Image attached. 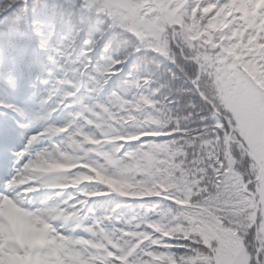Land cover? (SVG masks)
<instances>
[{"label": "trees", "instance_id": "obj_1", "mask_svg": "<svg viewBox=\"0 0 264 264\" xmlns=\"http://www.w3.org/2000/svg\"><path fill=\"white\" fill-rule=\"evenodd\" d=\"M252 1L189 0L162 16L153 0H0V54L14 59L0 101L6 77L33 80L39 61L48 109L83 100L60 123L84 112L96 139L113 140L119 164L89 188L104 195L87 213L119 246L103 260L81 247L87 264H247L264 252V10L244 13Z\"/></svg>", "mask_w": 264, "mask_h": 264}, {"label": "rangeland", "instance_id": "obj_2", "mask_svg": "<svg viewBox=\"0 0 264 264\" xmlns=\"http://www.w3.org/2000/svg\"><path fill=\"white\" fill-rule=\"evenodd\" d=\"M169 1L172 0L162 3ZM250 5L245 7L244 13L250 12L251 7L264 10V0H253ZM228 59V56L223 58L226 62ZM231 60L233 64L235 61ZM7 61L8 58L0 54V69ZM10 79L11 75L7 77L8 81ZM33 90L35 87L26 86L12 93L1 108L0 121L6 124L15 121L22 133L20 143H24V137H30V141L23 151L12 150L13 154L5 156L6 166L16 179L0 191V264H64L65 259L69 264H87L79 253L81 247L85 251L100 247L106 252L114 239L100 229L96 221L90 224L88 215L78 212L80 206L82 211H87L88 201L94 198L84 185H106L105 176L110 168L118 166L119 159L112 139H96L85 132L90 127L89 122L77 128L72 125L62 129L54 126L52 130L40 128L45 121H50L47 117L56 115L58 110L45 114L31 94ZM78 103L82 104L83 100L79 99ZM41 181L49 186L50 196L55 195L43 206H25L22 194L9 195L21 183L40 185ZM70 191L76 196L67 201ZM78 196V205L71 207L72 212L68 213L65 207ZM56 200L59 206L51 208L50 202ZM61 203L64 204L60 206ZM9 227L14 230L13 239ZM65 238L68 239L65 241Z\"/></svg>", "mask_w": 264, "mask_h": 264}, {"label": "snow or ice", "instance_id": "obj_3", "mask_svg": "<svg viewBox=\"0 0 264 264\" xmlns=\"http://www.w3.org/2000/svg\"><path fill=\"white\" fill-rule=\"evenodd\" d=\"M131 35V34H130ZM138 54V53H136ZM264 100V98H261ZM19 125L15 121L5 123L0 121V191H3L8 183H11L14 173L6 166L5 156L23 151L27 143L30 141V137H24V143H20L22 133L18 130ZM19 148V150H16ZM264 252H261L257 257L248 258L247 264H264Z\"/></svg>", "mask_w": 264, "mask_h": 264}, {"label": "clouds", "instance_id": "obj_4", "mask_svg": "<svg viewBox=\"0 0 264 264\" xmlns=\"http://www.w3.org/2000/svg\"><path fill=\"white\" fill-rule=\"evenodd\" d=\"M14 179H16L15 176L12 178V180ZM19 194L23 195L26 201L25 206L40 207L44 205V202L52 193L49 190V186L44 181H41L40 187L36 188L35 191H33V186L31 184L25 185L21 183L14 189L12 193H9V195L12 196ZM50 203H56V201H51Z\"/></svg>", "mask_w": 264, "mask_h": 264}, {"label": "bare ground", "instance_id": "obj_5", "mask_svg": "<svg viewBox=\"0 0 264 264\" xmlns=\"http://www.w3.org/2000/svg\"><path fill=\"white\" fill-rule=\"evenodd\" d=\"M187 0H174V1H170V2H166V3H162L161 6V10H163L164 12L167 11H171V10H175L178 9L179 7H181Z\"/></svg>", "mask_w": 264, "mask_h": 264}, {"label": "water", "instance_id": "obj_6", "mask_svg": "<svg viewBox=\"0 0 264 264\" xmlns=\"http://www.w3.org/2000/svg\"><path fill=\"white\" fill-rule=\"evenodd\" d=\"M172 1H174V0H172ZM185 3H186V2H185ZM185 3H184V4H185ZM184 4H183V5H184ZM183 5H182V6H183ZM182 6H181V7H182ZM181 7H179V8H181ZM159 9H160V12H161V14H163V13H164V11H163V10H161L160 6H159ZM261 172H262V171H261ZM261 172H260V174H261Z\"/></svg>", "mask_w": 264, "mask_h": 264}]
</instances>
